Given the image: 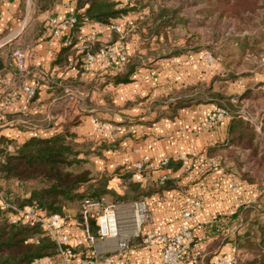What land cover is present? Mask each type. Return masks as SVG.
I'll return each mask as SVG.
<instances>
[{"label": "crops", "instance_id": "1", "mask_svg": "<svg viewBox=\"0 0 264 264\" xmlns=\"http://www.w3.org/2000/svg\"><path fill=\"white\" fill-rule=\"evenodd\" d=\"M116 1L121 2L118 6H135L133 1ZM35 7V0H0V79L4 81H0V138L8 141L11 151L30 137H49L68 128L94 151L85 162L94 176L91 182L106 177L105 189L109 191L105 198L108 202L120 198L115 202L119 215L123 210V214H131L130 199L135 194L128 187L130 182L148 190L141 200L151 220L142 225L138 236L131 235L128 246L121 250L115 237L88 243L84 228L73 218L75 210H66L70 218L65 230L73 238L77 257H95V264H164L162 245L144 243L145 231L160 226L163 232L173 233L185 222L183 212L190 210L197 215V219L187 220L197 244L196 257L186 254L183 264H214L223 256H236L239 264L248 260L251 255L241 235L248 229L241 224L239 210L263 198L264 192L241 177L240 164L224 158L225 148L219 150L226 142L229 119L208 125L207 117L216 108L211 102H196L174 114L167 105L173 99L171 93L182 86L222 76V63L209 66L198 53L192 60H185L184 51L179 55L171 53L173 49L165 50L168 34L147 33L144 24L149 23V10L135 7L113 21L136 23L126 38V51L128 57L139 59L129 80L116 82L113 77L122 72L123 63L105 67L96 61L80 70L77 54L81 49L77 46L63 65L57 62L61 38L52 36L48 18L69 17L74 13L75 0H58L43 11ZM92 30L97 31L98 44L116 37L106 24L93 22L81 27L78 39ZM15 48L25 53V72L15 70L11 63L10 54ZM179 57L183 61L177 64ZM36 83V96L28 103L22 87ZM226 87L234 96L232 80ZM259 89L252 88L251 96L247 95L251 113L247 109L240 113L246 116L242 119L252 120L258 136L264 138V107L259 106L264 90ZM95 120L119 124L122 130L100 132ZM209 148L217 151V158L207 155ZM165 159L169 165L162 164ZM138 162L142 163L141 181L132 178ZM163 176L170 186L159 190ZM5 183L0 174V185ZM10 188L20 191L15 182ZM196 202L201 206L191 209Z\"/></svg>", "mask_w": 264, "mask_h": 264}, {"label": "trees", "instance_id": "2", "mask_svg": "<svg viewBox=\"0 0 264 264\" xmlns=\"http://www.w3.org/2000/svg\"><path fill=\"white\" fill-rule=\"evenodd\" d=\"M56 1L58 0H35V9L37 11L46 10ZM128 1H133L135 6L124 4L120 7L118 4L121 2L116 0H75L73 14L77 20L70 34L66 31L59 36L62 46L57 62L63 65L68 54L76 52L74 46L78 41L80 29L84 25V16L91 21L108 25L129 11L136 10L135 7L147 8L150 18L149 23L146 22L144 27L150 34L160 31L163 33V28L171 22V16L167 15L166 11L171 12L172 10L166 8L163 10L161 7L164 6H160L161 1L165 0ZM201 11H207L205 16L214 13L220 19L225 17L238 21V26L239 24L264 26V0H206V6L202 7ZM68 38H70L69 44L67 43ZM241 40L248 41L244 36ZM262 41L258 37L248 48L242 46L241 54L222 55L221 63L224 67L222 76H213L208 82L199 81L182 86L171 93L172 96H170L173 99L167 102L168 110L173 114L178 109L196 102H211L216 104V107H223L228 113L229 120L226 142L219 146V150L225 148L224 158L234 159L241 166L246 163L244 157L241 156L243 153L247 151L251 155L259 153V156L264 157V148L259 146L260 140L256 130L250 122L242 119L239 110L240 101L249 95L247 94L248 90L243 92L239 98L237 97L236 102H233L226 86L228 81L240 75H248L245 73L239 75L238 68L241 67L247 56L260 57L264 53L261 46ZM99 44L96 41L87 44L77 54V65L80 70L84 69L82 58L87 52H95ZM182 52L183 47H176L171 51L174 54ZM138 61L137 57H127L123 62L122 72L113 77L114 81H128V76ZM164 100H168V97ZM262 122L264 131V116ZM7 144L8 141L5 138H0V155L2 156L0 174L6 181L5 186L0 185V190L15 206L33 205L45 215L57 213L66 219L70 218L66 210L73 209L75 210L73 216L75 222L84 228L81 213V204L84 200L98 201L103 205L121 201L120 198L110 202L106 200L105 195L109 191L105 189L106 177L102 176L97 181L91 182L94 176L85 162L86 156L94 151L89 150V143L78 141L76 134L68 128L55 132L49 137H30L11 151L8 150ZM208 150L209 157L217 156L215 149L209 148ZM80 154H84V157H81ZM224 158L221 159L224 160ZM167 163L169 165V161ZM218 163L220 164L221 161ZM241 177L249 182L253 181V178H250L246 172L242 173ZM13 182L18 184L20 191L13 192L11 190L10 186ZM169 186V180L166 179L159 183L157 188L161 190ZM82 187L83 189H81ZM128 187L135 194L130 199L132 202L141 200V195L148 193V190H145L147 188L139 187L138 183L130 182ZM261 199L259 198L256 203L246 207L241 206L239 210L241 224H244L248 229L241 235L244 238V246L251 255L242 264H264V201L260 202ZM98 229L96 219H89V232L98 235ZM57 254L56 242L39 223H12L5 210L0 208V264H32L37 258H57Z\"/></svg>", "mask_w": 264, "mask_h": 264}, {"label": "built area", "instance_id": "3", "mask_svg": "<svg viewBox=\"0 0 264 264\" xmlns=\"http://www.w3.org/2000/svg\"><path fill=\"white\" fill-rule=\"evenodd\" d=\"M123 4L120 5L122 7ZM75 14L70 15L64 19L56 17L48 18V25L52 36L59 37L64 32L72 31L76 23ZM84 24L93 23L86 16L83 17ZM97 23V22H94ZM112 30L116 37L114 40L105 41L99 44L95 52H87L83 58L84 68H89L94 62L100 61L105 67L110 66L114 62H125L128 54L126 51V38L133 30L134 22L127 21L125 24L110 23L107 25ZM97 31L92 30L86 36L78 39L75 46L82 49L87 44L93 43L96 40ZM70 43V38L67 39ZM11 63L15 70L25 72V53L20 48H15L11 54ZM208 55V60L210 61ZM0 81H2L0 79ZM4 82V81H2ZM39 84L24 85L22 90L25 94L27 102H31L37 93ZM228 118L227 111L220 106H217L207 117L206 123L208 125H216L222 123ZM97 130L100 132H118L122 130V126L111 122H102L95 120ZM166 159L162 160V164L166 163ZM2 156L0 155V164ZM215 164V160H212ZM132 178L136 181L143 179L142 163H136ZM165 177L160 178V183L164 181ZM201 206L199 202L192 205L191 209H198ZM119 205L116 203L103 205L98 201L84 200L81 204V213L84 220V230L88 243L94 244L98 239L117 238V249L121 250L128 246L131 235L138 236L143 224H147L151 220L150 212L143 200L131 202V216L120 214L118 211ZM0 208L5 210L6 215L12 223L23 222L25 224L39 223L43 229L48 232L54 239L57 245V258L44 257L35 259L32 264H95L96 258H78L74 251L73 238L66 232L65 225L67 219L62 215L54 213L45 215L33 205H25L17 207L9 202L0 190ZM125 209V206H123ZM124 212V210L122 211ZM110 215L113 219H110ZM185 222L173 233H165L160 226H156L151 230L145 231L143 242L146 244L160 243L162 245L161 259L164 264H183L186 254L190 253L191 258L196 257L197 244L194 241L192 229L187 223L189 219H197V215L193 211L186 210L182 214ZM96 219L98 225V235H93L88 230V220ZM137 228L132 234H127L126 231H121L125 227L132 229L133 225ZM45 260V261H43ZM214 264H239L236 256H223L217 259Z\"/></svg>", "mask_w": 264, "mask_h": 264}, {"label": "rangeland", "instance_id": "4", "mask_svg": "<svg viewBox=\"0 0 264 264\" xmlns=\"http://www.w3.org/2000/svg\"><path fill=\"white\" fill-rule=\"evenodd\" d=\"M161 9L164 8L172 10L166 14L171 16L167 27L163 28L164 35L167 33V39L163 47L165 50L174 49L176 47H183V58L185 60H192L196 53L199 54V59L211 66L216 62H221L222 55L228 53L241 54V48H248L253 40L258 37L263 41L261 46L264 49V26L242 25L238 21L230 18H218L216 14H209L205 16L207 11L202 12V7L206 6V0H165L161 1ZM157 8V7H156ZM160 9V8H159ZM158 9V10H159ZM146 14H150L147 12ZM252 26V28H251ZM136 23L134 22V27ZM243 27V28H240ZM262 33V34H261ZM246 37L248 41L241 40ZM264 52V51H263ZM180 55V54H179ZM211 59L210 61L208 60ZM219 58V59H218ZM182 59L176 60L177 64L182 63ZM245 73L247 76H241ZM240 76L232 80V101L236 102L237 97L247 91L248 96H251L252 88H261L264 90V53L260 57L256 55L247 56L241 67L238 68ZM258 91V90H257ZM257 102V101H256ZM260 105L264 107V100H260ZM258 103L255 104V107ZM249 97H243L240 101V109H247L251 113ZM221 107V106H220ZM242 115V113H241ZM242 118H246L242 115ZM252 125V120L246 119ZM260 147L264 148V138L259 136ZM261 153V151H260ZM246 160V163L241 166L242 173H247L250 178H253V183L264 192V157L259 156V153L250 154L245 152L241 155ZM245 180V179H244ZM264 196V195H263ZM264 201V197L260 202ZM129 227L123 228L121 231H126L127 234H132Z\"/></svg>", "mask_w": 264, "mask_h": 264}, {"label": "bare ground", "instance_id": "5", "mask_svg": "<svg viewBox=\"0 0 264 264\" xmlns=\"http://www.w3.org/2000/svg\"><path fill=\"white\" fill-rule=\"evenodd\" d=\"M124 212H122V214H123ZM126 214H128V213H126ZM128 216H130V215H128ZM110 219L112 220L113 219V216L112 215H110ZM137 228V225H133V227H132V229L130 230V231H134L135 229Z\"/></svg>", "mask_w": 264, "mask_h": 264}]
</instances>
